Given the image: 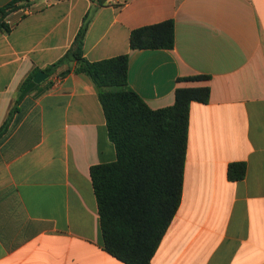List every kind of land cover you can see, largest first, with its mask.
I'll use <instances>...</instances> for the list:
<instances>
[{
	"label": "crops",
	"instance_id": "obj_1",
	"mask_svg": "<svg viewBox=\"0 0 264 264\" xmlns=\"http://www.w3.org/2000/svg\"><path fill=\"white\" fill-rule=\"evenodd\" d=\"M88 14L85 58L128 54L129 87L152 110L210 88L191 104L182 202L151 264H264V0H34L0 30V128ZM167 21L172 50H131L132 31ZM68 70L22 100L0 140V264H125L104 249L90 174L117 151L93 83ZM233 162L243 181L228 180Z\"/></svg>",
	"mask_w": 264,
	"mask_h": 264
},
{
	"label": "trees",
	"instance_id": "obj_2",
	"mask_svg": "<svg viewBox=\"0 0 264 264\" xmlns=\"http://www.w3.org/2000/svg\"><path fill=\"white\" fill-rule=\"evenodd\" d=\"M34 0H12L0 7V30L9 34L7 17L29 8ZM103 6L108 0H96ZM91 14H88L72 48L44 72L53 76L63 65L66 72L87 77L97 90L107 129L117 151L112 163L90 169L98 203L105 251L125 264H151L182 202L187 155L190 109L193 102L208 104L210 88H179L175 104L152 110L128 84L129 55L90 62L84 43ZM175 46L173 21L132 31L131 50H172ZM34 70L22 84L8 119L0 128L6 135ZM196 76L185 80H204ZM51 84L50 86H52ZM245 162H233L227 169L230 182L243 181Z\"/></svg>",
	"mask_w": 264,
	"mask_h": 264
},
{
	"label": "water",
	"instance_id": "obj_3",
	"mask_svg": "<svg viewBox=\"0 0 264 264\" xmlns=\"http://www.w3.org/2000/svg\"><path fill=\"white\" fill-rule=\"evenodd\" d=\"M69 72H66L68 74ZM49 78V75L45 73L44 71L38 72L33 80L29 83V85L26 87L25 91L22 94V98L25 97L27 94H30L33 90L37 88V86L41 85L43 82H45Z\"/></svg>",
	"mask_w": 264,
	"mask_h": 264
}]
</instances>
